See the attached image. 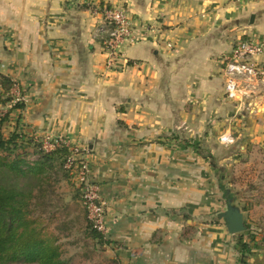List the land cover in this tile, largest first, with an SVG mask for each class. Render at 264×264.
I'll use <instances>...</instances> for the list:
<instances>
[{"label":"crops","instance_id":"0c3cea01","mask_svg":"<svg viewBox=\"0 0 264 264\" xmlns=\"http://www.w3.org/2000/svg\"><path fill=\"white\" fill-rule=\"evenodd\" d=\"M121 4L150 31L123 52L137 67L105 75L100 11ZM244 36L264 39V0H0V73L24 104L7 131L87 148L104 264H238L240 242L246 264H264V205L234 202L227 178L264 154V84L242 105L224 93L223 60ZM228 200L244 233L227 232Z\"/></svg>","mask_w":264,"mask_h":264},{"label":"trees","instance_id":"16d2710c","mask_svg":"<svg viewBox=\"0 0 264 264\" xmlns=\"http://www.w3.org/2000/svg\"><path fill=\"white\" fill-rule=\"evenodd\" d=\"M15 85L0 74V264H63L54 240L42 235L40 224L31 217L30 207L32 182H38L56 168L71 182L65 168L70 151L64 147L44 151L33 137L25 139L26 136L16 131L4 136L3 130L12 121V115L24 108L23 101H14ZM30 143L35 157L31 162L25 159ZM18 150L24 153L16 154ZM76 191L81 198L79 190ZM86 223L90 236L102 242L103 236L92 230L87 219ZM240 248L238 264H246L245 252L249 245L240 242Z\"/></svg>","mask_w":264,"mask_h":264},{"label":"built area","instance_id":"2783aa9c","mask_svg":"<svg viewBox=\"0 0 264 264\" xmlns=\"http://www.w3.org/2000/svg\"><path fill=\"white\" fill-rule=\"evenodd\" d=\"M102 23L96 31L100 38L104 61V74H114L135 68L138 64H131L123 56V52L137 43L143 41L149 28L133 26L128 10L124 5L103 8L100 11ZM264 52V39L259 37L244 36L232 47L231 53L222 63L221 75L224 83L225 96L233 101H239L246 92L245 82H263L264 67L258 62ZM15 102L23 101L18 86L12 91ZM41 144L44 151H53L62 147L70 151L65 168L69 171L71 181L81 194V200L86 210L87 221L92 230L102 235L106 234V211L100 198V190L92 182L91 169L85 156L88 154L86 147L70 142L63 138L43 136L34 138ZM233 138L225 135L219 138L221 144H232Z\"/></svg>","mask_w":264,"mask_h":264},{"label":"rangeland","instance_id":"374dc122","mask_svg":"<svg viewBox=\"0 0 264 264\" xmlns=\"http://www.w3.org/2000/svg\"><path fill=\"white\" fill-rule=\"evenodd\" d=\"M1 74V73H0ZM263 82H245V95L239 101L242 105L250 96L255 95L260 90ZM258 96V94H257ZM4 112L3 110H1ZM3 134L6 137L9 133L5 126ZM217 145L220 147H230L232 144H221L219 138ZM229 136V135H228ZM233 138V136H231ZM22 145V144H21ZM33 144L26 148L25 157L29 162L35 160L33 156ZM24 151L18 150L16 154ZM231 153H236L232 152ZM222 154V153H221ZM218 155V160L221 156ZM229 154V153H228ZM250 155V160L239 157L234 164L231 174H228V183H231L234 202H239L244 207L264 205V154L254 151ZM58 168L48 173V176L32 182L31 217L38 221L45 233L53 234L64 247V259H69V264H104V257L98 255L102 248L97 246V241L90 236V229H87L86 210L79 197L73 182L62 175ZM2 176V174H1ZM243 207V206H242ZM264 210V209H263ZM220 219V217H218ZM250 214H248V221ZM253 221L254 216L251 218ZM249 232H252L251 229ZM249 235V233H248ZM251 237V236H250Z\"/></svg>","mask_w":264,"mask_h":264},{"label":"water","instance_id":"95a60500","mask_svg":"<svg viewBox=\"0 0 264 264\" xmlns=\"http://www.w3.org/2000/svg\"><path fill=\"white\" fill-rule=\"evenodd\" d=\"M222 219L226 224L228 234L237 235L245 232V218L238 208L232 206L230 200L227 201V208L222 214Z\"/></svg>","mask_w":264,"mask_h":264}]
</instances>
